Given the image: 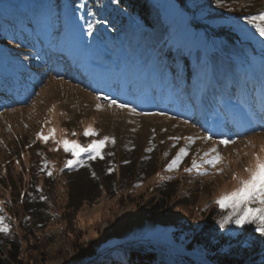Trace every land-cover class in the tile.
Masks as SVG:
<instances>
[{
    "label": "rangeland",
    "instance_id": "obj_1",
    "mask_svg": "<svg viewBox=\"0 0 264 264\" xmlns=\"http://www.w3.org/2000/svg\"><path fill=\"white\" fill-rule=\"evenodd\" d=\"M15 1L20 8L27 2ZM150 1L158 19L170 28L172 49L200 47L207 55L214 49L191 25L197 22L201 28L211 30L216 26L214 20L201 17L190 3ZM212 2L219 11L247 13L236 21L247 18L257 8L264 11V0ZM6 4L1 0L0 9ZM57 12L60 22L51 24V30L40 28L34 36L27 37L24 31L12 29L13 35L11 31L4 32V44L11 47V53L7 46L1 49L0 45V75L17 85L14 91L18 89L16 94H5V86L0 85V111L6 108L0 112V216L8 227L7 233L0 232V239L16 235L21 245V264H86L91 260L78 259L75 247L88 242L98 244V255L125 244L155 253L168 264H212L208 259L209 243L195 242L193 235L208 222H215L214 228L220 227L218 221L228 212L221 210L215 201L248 177L245 168L255 162L253 153L264 156L260 151L264 145V59L255 53L258 59L252 67L236 69L244 74L243 81L256 82L246 86L257 87L255 91L259 92V97L247 98L243 106L231 100L232 95L229 99L209 101L213 95H187V90L183 98L179 96L180 103L178 97L171 100L157 97L154 106L148 103L141 107L139 98L128 97L127 105L135 111L109 107L104 97L126 104L123 91L116 88L117 81L110 90L111 84L105 82L94 85V76L85 65L92 66L93 60L102 54L107 60L114 52L106 53L100 41L95 45L86 40L87 31H83L78 16ZM61 22L66 30L64 43L54 33ZM197 63L200 65L202 61ZM114 70L122 73L123 78L129 71L123 73L117 67ZM59 76L74 82L52 78ZM126 85L129 95L136 94L137 87ZM10 88L8 85L6 89ZM204 99L207 109L202 105ZM97 104L101 106L99 109ZM155 109L175 116L168 118L154 112ZM175 118L187 119L190 124ZM88 127L97 134L84 136ZM49 129H55L51 136ZM37 133L49 138L40 140ZM202 134L212 139H196L188 145V154L178 169L163 171L180 148L187 145L186 137H203ZM105 136L114 143L109 141L102 147L103 159L88 160V153H81L79 158L85 164L65 167V162L73 157L58 141H76L86 147L92 140ZM221 139L235 143L225 146L219 143ZM148 147L155 148L164 165L144 181H130L138 158L145 155ZM213 148L221 156L216 167L200 161L201 172L205 174L184 171L193 158L200 159L205 152L215 155L210 151ZM152 157L147 155V164L150 165ZM166 178L176 180L171 181L170 188ZM160 189L170 190L171 195L161 202L164 208L161 213L149 215L150 207L160 198ZM243 227L229 223L225 229L235 234ZM30 231L34 235H28ZM158 243H167L169 248ZM193 253L198 258L189 256Z\"/></svg>",
    "mask_w": 264,
    "mask_h": 264
},
{
    "label": "trees",
    "instance_id": "obj_2",
    "mask_svg": "<svg viewBox=\"0 0 264 264\" xmlns=\"http://www.w3.org/2000/svg\"><path fill=\"white\" fill-rule=\"evenodd\" d=\"M5 1L8 8L3 6L0 9L1 34L12 29L25 30L27 34H35L40 28L51 30L49 23L58 21L60 17L57 10L78 16L90 36V41L99 40L109 52L114 51L116 54H113L110 60L115 61L123 73L129 70L124 78L122 73H118V79L122 81L120 84L125 89L128 88L126 83H129L131 88L137 87L136 97L143 103L155 95H160L161 92L165 93L162 97L166 96L170 100L178 97L179 101H182L181 97L183 98L188 90L189 95L200 96L205 95L207 91L212 92L213 97L209 101L229 99L232 94L233 99L242 101L245 92L253 91V87L248 89L244 85L245 81L242 80L244 74L236 69L252 67L254 61L258 59L255 53L259 50L264 51L262 43L264 38L255 33L252 26L246 22L250 15L263 11L262 8H257L255 12L248 14L247 18L236 21V18L247 13L230 14L223 10L219 11L212 6L213 0H175L180 5L192 4L201 17L215 21L216 26L211 30L201 28L197 22L191 23L200 32L204 42L214 46L207 55L200 47L172 49L173 44L169 42L170 28L158 19L156 9L150 0H27L22 8L15 0ZM5 33L0 36L1 49L7 46L4 44ZM7 47L11 53V47ZM98 60H102V57ZM199 61H202L200 65L197 63ZM108 71L113 73L112 68ZM209 73L216 74L213 81L206 80ZM247 74L251 75V72ZM158 84L161 87L160 92L157 90ZM216 87L219 91H216ZM206 107L204 104V108ZM175 119L187 121L182 118ZM187 123L190 124L188 121ZM151 149L138 158L136 171L130 177V181H144L156 175L159 167L164 165V163L161 165L163 159L159 158L155 148ZM148 154L153 156L150 165L147 164ZM196 160L201 164V159ZM40 161L42 163L41 159ZM116 163L119 166V163ZM188 166L185 168L191 167ZM192 173L200 175L201 169L193 170ZM166 179L165 181L170 180ZM44 186L48 185L45 183ZM158 192L160 198L150 207L149 215L161 213L164 209L161 202L171 195L170 190L160 189ZM214 223L208 222L193 235V241L209 243L211 254L208 259L212 264H264V253L261 252L264 249L262 242L264 237L256 233L252 226L246 225L234 234L225 228H214ZM210 230L214 232L211 233ZM27 234L34 235L32 231ZM97 245L96 242H88L76 246V257L80 260L95 258L86 264H168L155 253L145 252L143 248L135 246L121 245L103 255H97ZM20 246L15 234L4 241L0 239V264H21ZM223 246L226 249L221 251L220 248Z\"/></svg>",
    "mask_w": 264,
    "mask_h": 264
},
{
    "label": "snow or ice",
    "instance_id": "obj_3",
    "mask_svg": "<svg viewBox=\"0 0 264 264\" xmlns=\"http://www.w3.org/2000/svg\"><path fill=\"white\" fill-rule=\"evenodd\" d=\"M247 24L251 25L255 30V33H257L261 38H264V11L259 12V14L250 15L247 19ZM262 43H264V39H262ZM97 99L99 100L100 97H97ZM104 100L108 103L109 107L115 106L120 109L135 111V109L129 108L127 104L118 103L115 99L104 97ZM96 107L99 109L101 106L100 104H97ZM185 123H187V121H185ZM54 131L55 129H49V136H51ZM83 134L87 137L89 135L95 136L97 133H95L91 127H88L84 130ZM73 135H75V133H73ZM37 138L47 141L49 137L44 136L41 133H37ZM170 139L178 141L179 137H170ZM185 139L187 141V145L180 148L175 157L166 165L167 171H172L179 166L182 159L188 154V145L194 143L196 139H203L207 141L210 137L205 134L203 137L189 136ZM109 141L114 143V140L107 136L99 140H92V142L86 147H82L76 141L70 142L68 140H62L57 143L64 146L65 152H71L73 158L65 162V167L70 168L75 164H85V160L79 158L81 153H88V160H94L97 157L103 159L101 149L105 143ZM219 143L227 146L235 143V141L231 139H221ZM151 150V147L146 149V151ZM210 151L215 153V155L209 156V152H205L200 159L202 163L216 167L221 160V156L215 148ZM260 151L264 153V145L261 146ZM109 155H111V153H109ZM165 156H167V153H165ZM253 157L255 162L245 168V171L248 173V177L240 181L239 187L222 195L215 201V203L221 210H227L228 212L227 215L223 216L218 221L220 228H225L229 223H234L239 227H243L245 225H255L254 231L259 233L261 237H264V156L253 153ZM200 169L201 164L197 162L196 158H193L191 167L185 168L184 171L186 173H190L193 170L200 171ZM201 174L203 175L205 173L201 172ZM49 175H51L50 172ZM93 175L95 174L93 173ZM233 178H235V176ZM41 199L44 198L41 197ZM3 220L4 217L0 216V232L7 233L8 227L3 224Z\"/></svg>",
    "mask_w": 264,
    "mask_h": 264
},
{
    "label": "bare ground",
    "instance_id": "obj_4",
    "mask_svg": "<svg viewBox=\"0 0 264 264\" xmlns=\"http://www.w3.org/2000/svg\"><path fill=\"white\" fill-rule=\"evenodd\" d=\"M14 87H12L11 89H13ZM159 245H162L161 243H158ZM187 256V255H186ZM189 256L191 257V258H198V255L197 254H189Z\"/></svg>",
    "mask_w": 264,
    "mask_h": 264
},
{
    "label": "built area",
    "instance_id": "obj_5",
    "mask_svg": "<svg viewBox=\"0 0 264 264\" xmlns=\"http://www.w3.org/2000/svg\"><path fill=\"white\" fill-rule=\"evenodd\" d=\"M155 243H156V241H155ZM167 245H168L167 243H164L163 245H160V246H162V247H165V248H166V247H167Z\"/></svg>",
    "mask_w": 264,
    "mask_h": 264
},
{
    "label": "water",
    "instance_id": "obj_6",
    "mask_svg": "<svg viewBox=\"0 0 264 264\" xmlns=\"http://www.w3.org/2000/svg\"><path fill=\"white\" fill-rule=\"evenodd\" d=\"M97 255H98V253H97Z\"/></svg>",
    "mask_w": 264,
    "mask_h": 264
}]
</instances>
